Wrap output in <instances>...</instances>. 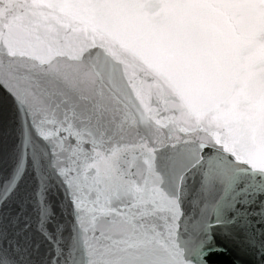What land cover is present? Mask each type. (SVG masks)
<instances>
[{
	"label": "snow or ice",
	"instance_id": "obj_1",
	"mask_svg": "<svg viewBox=\"0 0 264 264\" xmlns=\"http://www.w3.org/2000/svg\"><path fill=\"white\" fill-rule=\"evenodd\" d=\"M0 264H264V0H0Z\"/></svg>",
	"mask_w": 264,
	"mask_h": 264
}]
</instances>
